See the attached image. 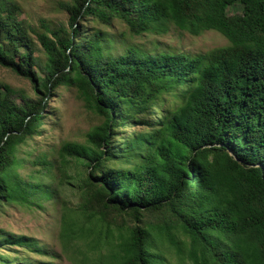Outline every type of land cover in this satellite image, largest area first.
<instances>
[{"label": "trees", "instance_id": "obj_1", "mask_svg": "<svg viewBox=\"0 0 264 264\" xmlns=\"http://www.w3.org/2000/svg\"><path fill=\"white\" fill-rule=\"evenodd\" d=\"M68 25L39 28L0 0V66L28 79L37 100L0 81V209L44 211L59 186L80 182L81 202L61 207L62 249L105 251L107 264H264V0H71ZM124 22L134 37L170 26L228 46L204 55L113 53L87 29ZM46 55L35 57L36 43ZM39 72L41 73H38ZM43 74V75H42ZM74 87L101 119L84 144L64 143L49 179L25 178L20 152L42 134L46 99ZM20 97L21 103L17 101ZM129 129L125 136L121 129ZM0 264H51L29 236L0 230ZM88 258L86 257V262Z\"/></svg>", "mask_w": 264, "mask_h": 264}, {"label": "rangeland", "instance_id": "obj_2", "mask_svg": "<svg viewBox=\"0 0 264 264\" xmlns=\"http://www.w3.org/2000/svg\"><path fill=\"white\" fill-rule=\"evenodd\" d=\"M17 3L22 14L19 17L35 28H39L42 21L53 27L68 25L69 16L62 8V4L71 0H11ZM87 29L102 32L105 36L114 39L113 53L121 55L127 53L133 47L142 54L157 55L161 53H182L185 55H204L214 49L229 45V42L216 31H208L201 36L195 37L188 32L181 31L175 26L165 35L144 34L140 37L132 36L124 22L115 20L112 26H104L96 22L92 17L88 18ZM35 57L39 63L44 65L46 55L43 49L36 43ZM38 73L39 70H38ZM41 74V73H40ZM43 75V74H42ZM0 81L13 87V89L24 93L27 97L37 100L32 83L25 78L17 76L10 69L0 66ZM17 101L21 103L20 97ZM46 120L42 127V134L32 140L29 145L20 152V158L24 161L20 173L28 178L32 176L49 179V172L42 164H37L40 158L46 157L47 161L55 164L53 173L58 177L61 174L62 160L59 157L61 146L67 142H78L84 144L87 134L96 126L100 125L102 119L86 105L79 92L74 87L61 86L53 97L45 100ZM125 136L130 135L129 129H121ZM67 175L75 176L76 169L71 167L65 170ZM60 196L58 205H48L44 211L34 208L21 207L17 205L4 206L0 209V230L9 234L24 235L37 239L43 247H46L48 255H29L34 261L49 262L51 264H107L108 254L105 251L97 252L89 250L84 244L79 248H73L71 252L62 249L59 240L61 231V207L63 201L68 206L76 208L81 202L80 182L78 178L72 181L73 186H59L60 181H51ZM174 264L179 260L173 251H166ZM2 255L14 254L9 251L0 252ZM86 257L88 260L86 262ZM184 264H192L186 261Z\"/></svg>", "mask_w": 264, "mask_h": 264}]
</instances>
